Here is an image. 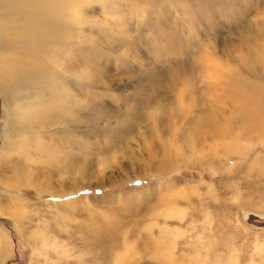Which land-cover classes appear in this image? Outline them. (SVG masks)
Segmentation results:
<instances>
[{"label": "rangeland", "instance_id": "1", "mask_svg": "<svg viewBox=\"0 0 264 264\" xmlns=\"http://www.w3.org/2000/svg\"><path fill=\"white\" fill-rule=\"evenodd\" d=\"M31 1L0 0V264H264V0Z\"/></svg>", "mask_w": 264, "mask_h": 264}, {"label": "bare ground", "instance_id": "2", "mask_svg": "<svg viewBox=\"0 0 264 264\" xmlns=\"http://www.w3.org/2000/svg\"><path fill=\"white\" fill-rule=\"evenodd\" d=\"M12 1H17V0H12ZM27 3V0H24ZM4 3V2H3ZM7 3V2H6ZM32 7L35 9H45L49 6V0H32ZM7 6V5H6ZM11 7V6H10ZM9 7V8H10ZM27 7V6H26ZM15 9V8H14ZM24 9V8H23ZM13 10V8H12ZM9 12V11H8ZM35 12V11H34ZM41 13V12H40ZM39 15V14H38ZM43 15V12H42ZM46 15V14H45ZM53 15V14H52ZM61 18V17H60ZM63 20V19H62ZM37 22V21H36ZM262 91V90H261ZM232 93V92H231ZM233 94V93H232ZM240 95V94H235ZM242 97V98H240ZM238 98L239 101L243 104L245 111L247 112L245 119L247 120V122L250 124L251 128H258L259 127L261 129L264 130V110H262L259 113V101L261 102V108H264V92L259 93L258 91H252L250 94H242L240 95ZM210 123L209 129H211L212 133H213V138H215L216 140H219L224 138L226 135L225 130L223 129V127L220 126V123L215 121L214 116H212L209 120H208V124ZM224 124V123H223ZM222 124V125H223ZM224 126V125H223ZM8 128V127H7ZM211 134V132H210ZM229 134V133H228ZM230 135V134H229ZM241 137V136H240ZM225 140V139H223ZM212 148V147H211ZM249 218L250 220H252L253 222H255V227L257 228H264V216H258L256 214L253 213H248L245 216H243V218ZM258 220L255 221V220ZM259 221L263 222V223H259Z\"/></svg>", "mask_w": 264, "mask_h": 264}, {"label": "water", "instance_id": "3", "mask_svg": "<svg viewBox=\"0 0 264 264\" xmlns=\"http://www.w3.org/2000/svg\"><path fill=\"white\" fill-rule=\"evenodd\" d=\"M257 220V219H256ZM257 222H258V220H257ZM255 223V222H254ZM256 224V223H255Z\"/></svg>", "mask_w": 264, "mask_h": 264}]
</instances>
